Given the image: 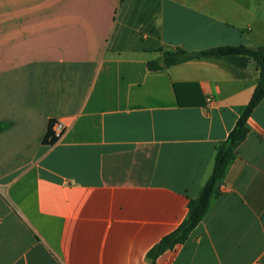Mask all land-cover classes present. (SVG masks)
Wrapping results in <instances>:
<instances>
[{"label": "crops", "instance_id": "crops-1", "mask_svg": "<svg viewBox=\"0 0 264 264\" xmlns=\"http://www.w3.org/2000/svg\"><path fill=\"white\" fill-rule=\"evenodd\" d=\"M239 45H264V0H0V264H264V98L199 225L147 257L260 77L165 56Z\"/></svg>", "mask_w": 264, "mask_h": 264}, {"label": "trees", "instance_id": "trees-1", "mask_svg": "<svg viewBox=\"0 0 264 264\" xmlns=\"http://www.w3.org/2000/svg\"><path fill=\"white\" fill-rule=\"evenodd\" d=\"M227 55H246L255 59L260 66V77L252 97L245 107L243 113L237 119L233 129L227 138L216 147L213 172L207 180L199 194L195 198H188V214L183 222L172 232L165 235L155 246L147 253V257L155 262L165 252L173 250L177 245L184 243L191 232L199 225L208 211L209 203L218 180L223 176L229 162L234 158L237 147L243 142L248 133L249 127L247 121L255 108L264 98V45L259 47L222 46L200 52H189L183 48H177L165 56L164 64L166 66L176 65L191 59L204 56H227ZM151 69H159V63L151 62ZM55 121H51L45 143L52 144L57 138L54 137L52 127ZM3 125L0 124V130Z\"/></svg>", "mask_w": 264, "mask_h": 264}, {"label": "built area", "instance_id": "built-area-1", "mask_svg": "<svg viewBox=\"0 0 264 264\" xmlns=\"http://www.w3.org/2000/svg\"><path fill=\"white\" fill-rule=\"evenodd\" d=\"M207 103H208V105H210L212 103V99L208 98ZM65 128H66V125H65L64 121H62L60 119L56 120L53 124V127H52L54 137L57 139L60 138L63 135ZM220 186L221 185H219V184L216 186V188L214 190L215 195H217L219 193Z\"/></svg>", "mask_w": 264, "mask_h": 264}]
</instances>
